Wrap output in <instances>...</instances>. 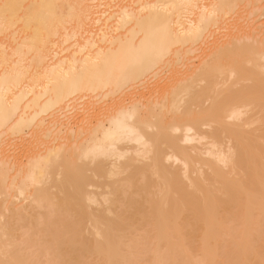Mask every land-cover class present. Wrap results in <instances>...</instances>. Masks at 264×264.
<instances>
[{
  "label": "bare ground",
  "instance_id": "bare-ground-1",
  "mask_svg": "<svg viewBox=\"0 0 264 264\" xmlns=\"http://www.w3.org/2000/svg\"><path fill=\"white\" fill-rule=\"evenodd\" d=\"M0 264H264V0H0Z\"/></svg>",
  "mask_w": 264,
  "mask_h": 264
},
{
  "label": "rangeland",
  "instance_id": "rangeland-1",
  "mask_svg": "<svg viewBox=\"0 0 264 264\" xmlns=\"http://www.w3.org/2000/svg\"><path fill=\"white\" fill-rule=\"evenodd\" d=\"M198 54L200 55V52H199ZM195 61H196V63H197L198 59L195 58ZM152 82H154V81H151L149 84H151ZM152 84H153V83H152ZM156 84H157V83H156ZM156 84L154 83L153 85H156ZM157 85H158V84H157ZM144 241L147 242L148 240L145 239ZM147 243H148V242H147ZM149 243H150V242H149Z\"/></svg>",
  "mask_w": 264,
  "mask_h": 264
}]
</instances>
